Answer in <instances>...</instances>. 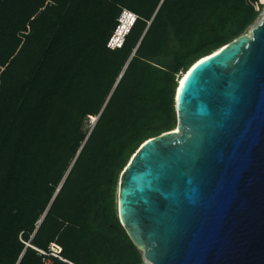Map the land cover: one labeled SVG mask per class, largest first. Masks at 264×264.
<instances>
[{
  "label": "trees",
  "instance_id": "trees-1",
  "mask_svg": "<svg viewBox=\"0 0 264 264\" xmlns=\"http://www.w3.org/2000/svg\"><path fill=\"white\" fill-rule=\"evenodd\" d=\"M260 2L0 0V264H143L117 216L120 175L176 127L182 75ZM124 12L135 20L110 48Z\"/></svg>",
  "mask_w": 264,
  "mask_h": 264
},
{
  "label": "water",
  "instance_id": "water-1",
  "mask_svg": "<svg viewBox=\"0 0 264 264\" xmlns=\"http://www.w3.org/2000/svg\"><path fill=\"white\" fill-rule=\"evenodd\" d=\"M182 77L176 127L120 175L119 222L148 264H264V15Z\"/></svg>",
  "mask_w": 264,
  "mask_h": 264
},
{
  "label": "bare ground",
  "instance_id": "bare-ground-1",
  "mask_svg": "<svg viewBox=\"0 0 264 264\" xmlns=\"http://www.w3.org/2000/svg\"><path fill=\"white\" fill-rule=\"evenodd\" d=\"M132 21H133V15L128 12H125V15L122 17L120 21V27L117 29V32L114 35V39H113L114 42L116 41L119 42L121 40L123 33H125L128 30Z\"/></svg>",
  "mask_w": 264,
  "mask_h": 264
},
{
  "label": "built area",
  "instance_id": "built-area-1",
  "mask_svg": "<svg viewBox=\"0 0 264 264\" xmlns=\"http://www.w3.org/2000/svg\"><path fill=\"white\" fill-rule=\"evenodd\" d=\"M125 15V12L122 14V17ZM133 20H135V16H133ZM123 38V37H122ZM122 38H121V40L119 41V42H114L113 41V39H111L110 40V42L108 43V46L110 47V48H115V47H120V45H121V42H122ZM113 43H115V44H113ZM54 257H57L56 255H53Z\"/></svg>",
  "mask_w": 264,
  "mask_h": 264
},
{
  "label": "rangeland",
  "instance_id": "rangeland-1",
  "mask_svg": "<svg viewBox=\"0 0 264 264\" xmlns=\"http://www.w3.org/2000/svg\"><path fill=\"white\" fill-rule=\"evenodd\" d=\"M260 3H261L260 0H258V3H257V4H258V5H261ZM256 10H260V16H259L258 20L255 22V24L258 23L259 20L261 19V17L264 15V6H262L261 9L256 8ZM255 24H254V25H255ZM113 44H115V43H113ZM182 76H183V75H182ZM143 264H148V263H146V262L143 261Z\"/></svg>",
  "mask_w": 264,
  "mask_h": 264
},
{
  "label": "clouds",
  "instance_id": "clouds-1",
  "mask_svg": "<svg viewBox=\"0 0 264 264\" xmlns=\"http://www.w3.org/2000/svg\"><path fill=\"white\" fill-rule=\"evenodd\" d=\"M121 19H122V16H121V18H120V20H119V21H121ZM133 22H134V20L132 21V23H131V24H133ZM119 23H120V22H119ZM131 24H130V26H129L128 30H129V29H130V27L132 26ZM115 33H116V32H115ZM114 35H115V34H114ZM113 37H114V36H113ZM113 37H112V38H113ZM122 37H124V36L122 35ZM122 40H123V38H122ZM121 43H122V42H121Z\"/></svg>",
  "mask_w": 264,
  "mask_h": 264
}]
</instances>
